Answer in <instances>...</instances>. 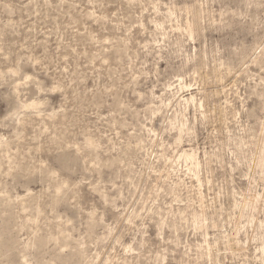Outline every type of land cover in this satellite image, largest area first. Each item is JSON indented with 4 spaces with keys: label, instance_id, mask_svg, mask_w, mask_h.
Returning a JSON list of instances; mask_svg holds the SVG:
<instances>
[{
    "label": "rangeland",
    "instance_id": "1",
    "mask_svg": "<svg viewBox=\"0 0 264 264\" xmlns=\"http://www.w3.org/2000/svg\"><path fill=\"white\" fill-rule=\"evenodd\" d=\"M0 264H264V0H0Z\"/></svg>",
    "mask_w": 264,
    "mask_h": 264
},
{
    "label": "bare ground",
    "instance_id": "2",
    "mask_svg": "<svg viewBox=\"0 0 264 264\" xmlns=\"http://www.w3.org/2000/svg\"><path fill=\"white\" fill-rule=\"evenodd\" d=\"M32 106V105H31Z\"/></svg>",
    "mask_w": 264,
    "mask_h": 264
}]
</instances>
